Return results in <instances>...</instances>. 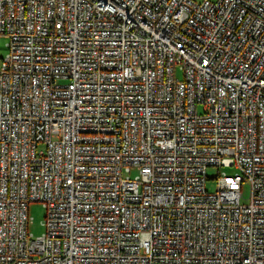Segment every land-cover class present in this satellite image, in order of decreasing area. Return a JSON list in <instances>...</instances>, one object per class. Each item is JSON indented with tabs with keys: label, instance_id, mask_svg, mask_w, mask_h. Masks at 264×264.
Listing matches in <instances>:
<instances>
[{
	"label": "built area",
	"instance_id": "1",
	"mask_svg": "<svg viewBox=\"0 0 264 264\" xmlns=\"http://www.w3.org/2000/svg\"><path fill=\"white\" fill-rule=\"evenodd\" d=\"M1 35L0 264H264V0H0Z\"/></svg>",
	"mask_w": 264,
	"mask_h": 264
},
{
	"label": "rangeland",
	"instance_id": "2",
	"mask_svg": "<svg viewBox=\"0 0 264 264\" xmlns=\"http://www.w3.org/2000/svg\"><path fill=\"white\" fill-rule=\"evenodd\" d=\"M9 37L6 35L0 36V59H3L9 52L8 48ZM200 112L203 111V108L198 109ZM224 170L223 168L218 170L216 167H209L207 170V189L209 191H216L217 189V177L220 171ZM228 173L232 174L236 172L235 168H226ZM243 197L241 198L242 203H247L250 196V186L244 184L242 188ZM29 214L33 218L32 223L30 224L29 230L35 236H40L44 233L45 228L43 226V220L45 219L46 211L42 203L32 202L29 205Z\"/></svg>",
	"mask_w": 264,
	"mask_h": 264
}]
</instances>
